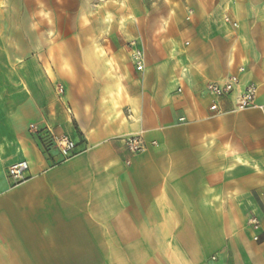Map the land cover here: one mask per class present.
I'll return each instance as SVG.
<instances>
[{
  "label": "crops",
  "instance_id": "0c3cea01",
  "mask_svg": "<svg viewBox=\"0 0 264 264\" xmlns=\"http://www.w3.org/2000/svg\"><path fill=\"white\" fill-rule=\"evenodd\" d=\"M131 2L119 50L86 28L44 52L59 85L32 124L71 138L76 155L44 153L28 98L16 116L0 105V264H264V108L223 99L216 114L206 94L232 75L264 83V0ZM19 161L28 178L14 185Z\"/></svg>",
  "mask_w": 264,
  "mask_h": 264
},
{
  "label": "rangeland",
  "instance_id": "374dc122",
  "mask_svg": "<svg viewBox=\"0 0 264 264\" xmlns=\"http://www.w3.org/2000/svg\"><path fill=\"white\" fill-rule=\"evenodd\" d=\"M138 2L146 8L151 5V0ZM131 4V0H0L1 109H13L16 116L26 108L28 98L31 107L25 112L30 117V126L33 125L34 103L53 100L59 85L44 52L53 50L59 40L83 33L86 28L100 39H110L103 50H119L122 38L133 32L129 28L133 21ZM123 54L124 51L117 58L119 64L112 63L113 66L128 63Z\"/></svg>",
  "mask_w": 264,
  "mask_h": 264
},
{
  "label": "built area",
  "instance_id": "2783aa9c",
  "mask_svg": "<svg viewBox=\"0 0 264 264\" xmlns=\"http://www.w3.org/2000/svg\"><path fill=\"white\" fill-rule=\"evenodd\" d=\"M225 22L233 28H237V24L232 22L229 17L225 18ZM130 59L138 72L144 70L145 56L135 43H130ZM243 69H240L242 72ZM264 87V83L259 85L255 83H248L243 85L238 76H229L220 82H211L206 86V94L211 99L210 110L216 114H221L220 101L229 99L233 103L234 111H244L247 109H263L264 106L257 104V98L260 89ZM179 88L177 92H180ZM62 93V89H59ZM183 120V119H182ZM30 132L38 141L39 145L44 150L45 154H50L51 150L58 152L62 160H68L76 155L77 143H75L68 136L55 137L48 129H40L36 125L30 126ZM127 150L136 155L140 154L146 149V144L139 136H133L125 141ZM29 172V164L27 161H19L10 165L6 170V177L14 184L19 185L27 180V173ZM249 226L254 231L253 240L259 241L257 232L261 228V221L259 217L253 213L248 222ZM216 260V257L213 258Z\"/></svg>",
  "mask_w": 264,
  "mask_h": 264
}]
</instances>
